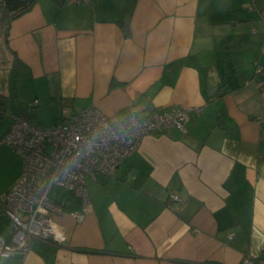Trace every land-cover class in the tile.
I'll use <instances>...</instances> for the list:
<instances>
[{
    "label": "crops",
    "instance_id": "crops-1",
    "mask_svg": "<svg viewBox=\"0 0 264 264\" xmlns=\"http://www.w3.org/2000/svg\"><path fill=\"white\" fill-rule=\"evenodd\" d=\"M263 82L262 0H0L3 118L202 109L89 179L87 204L64 198V242L34 240L0 264H264ZM20 160L0 175L5 241Z\"/></svg>",
    "mask_w": 264,
    "mask_h": 264
},
{
    "label": "built area",
    "instance_id": "built-area-1",
    "mask_svg": "<svg viewBox=\"0 0 264 264\" xmlns=\"http://www.w3.org/2000/svg\"><path fill=\"white\" fill-rule=\"evenodd\" d=\"M89 1L76 0V3ZM192 111L200 114L202 109L173 106L145 117L131 113L118 118L90 108L51 127L12 115V124L0 144L10 147L22 159L23 167L6 197L5 212L12 232L10 241L0 237V258L24 257L34 240L64 242L66 235L56 219L65 211L63 203L51 199L54 186L73 191L87 204L89 179L112 177L138 151L147 135H159L171 129L186 132L188 114ZM173 199L178 198L173 196ZM72 216L83 218L78 212ZM243 264H255V261L246 257Z\"/></svg>",
    "mask_w": 264,
    "mask_h": 264
},
{
    "label": "rangeland",
    "instance_id": "rangeland-1",
    "mask_svg": "<svg viewBox=\"0 0 264 264\" xmlns=\"http://www.w3.org/2000/svg\"><path fill=\"white\" fill-rule=\"evenodd\" d=\"M262 1L264 2V0ZM38 109L36 111L31 109H24L25 111H27V114L29 116H32V118L29 119V122L42 127H51L54 124V120L56 118V109L55 113L45 105L40 106ZM12 121L13 118L9 114L4 118H0V139L8 131L12 124ZM20 164V158L14 154L9 146H0V175L6 176L14 174L18 170V166L20 167ZM72 192L73 191H67L59 186H54L50 196L52 200L60 203L64 198L68 200L69 197H71Z\"/></svg>",
    "mask_w": 264,
    "mask_h": 264
},
{
    "label": "trees",
    "instance_id": "trees-1",
    "mask_svg": "<svg viewBox=\"0 0 264 264\" xmlns=\"http://www.w3.org/2000/svg\"><path fill=\"white\" fill-rule=\"evenodd\" d=\"M56 1L59 3V5H62V3L64 2V0H56ZM0 107L2 109L1 117H3L4 114H5L4 106L2 104H0ZM13 115L21 116V117L25 118L28 121H29L30 118H32V116H29L27 114V111H25V110L24 111H16Z\"/></svg>",
    "mask_w": 264,
    "mask_h": 264
}]
</instances>
